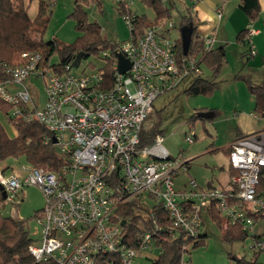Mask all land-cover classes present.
Instances as JSON below:
<instances>
[{"label": "built area", "instance_id": "obj_1", "mask_svg": "<svg viewBox=\"0 0 264 264\" xmlns=\"http://www.w3.org/2000/svg\"><path fill=\"white\" fill-rule=\"evenodd\" d=\"M137 1L114 0L124 10L131 35L111 53H101L99 68L76 73L73 69L82 63L73 64L76 56L62 66H52L43 64L41 52L31 50L22 52L20 63L0 61L6 76L0 82V100L10 105L7 116L45 125L50 132L45 143L51 142L63 158L56 170L29 162L8 172L0 168L5 200L16 201L28 186L39 187L46 198L36 216L40 239L31 242L30 253L37 261L54 264H98L99 255L110 256L107 264H133L139 257L155 261L163 253L156 245L157 233L164 229L176 237L184 232L186 238L198 240L210 209L252 237L253 249L264 251L255 217L264 214V194L257 192L264 169V129L230 144L229 162L235 172L226 188L201 186L193 178L177 187L176 180L188 172L190 160L182 153L172 156L163 144V134L141 145L157 97L189 77L203 75L202 55L215 49L218 27L200 34V52L185 53L180 38L171 36L174 18L133 34L141 17L132 8ZM223 13L217 8L218 19ZM248 30L245 42L251 43L250 58L257 53L252 37L258 31L252 22ZM118 53L130 62L125 72L119 70ZM33 75L46 80L47 100L42 108L27 82ZM196 137L190 131L185 141L194 143ZM136 200L149 209L141 214V221L149 220L152 228L133 246L126 241V226L132 219L121 210ZM157 205L167 214L166 227L154 211ZM185 255L181 264H191Z\"/></svg>", "mask_w": 264, "mask_h": 264}, {"label": "rangeland", "instance_id": "obj_2", "mask_svg": "<svg viewBox=\"0 0 264 264\" xmlns=\"http://www.w3.org/2000/svg\"><path fill=\"white\" fill-rule=\"evenodd\" d=\"M26 1L29 3L30 16L35 17L38 12L39 0ZM49 1L51 14L44 36L47 41L56 40L60 45H70L84 35L82 31L77 29L76 20L72 17L78 1L87 15V20L95 22L101 27V34L108 42L107 47L100 48L97 53H93L89 57H83L81 65L73 69L76 73H80L84 69L89 71L101 67L103 65L101 53L104 51L111 53L115 47L125 42L131 35V29L126 24L119 5L114 0ZM175 1L177 6L175 9H171V16L174 18L176 27L171 32V36L172 38H180L183 43H187L192 30V23L181 26L182 15L191 12L200 34L202 30L201 20L195 9L200 0L198 2H193V0ZM213 1L218 2L219 6L222 4L221 0ZM234 1L232 0L229 8L225 9L224 17L216 30L217 42L221 40L222 44L226 45L223 66L216 74L203 63L202 78L217 81L216 86L208 93L188 94L185 91L190 86L193 77L187 78L178 87L163 92L157 97L154 102L155 112L145 124V129H151L158 120L157 113L161 114L160 129L165 137L163 144L174 157L182 153L187 159L188 157L192 159L199 154L198 152L224 150L227 142L232 138L236 124L235 118L237 117L235 112L239 113L242 110L250 109L254 101V96L248 89L247 81L241 76L247 75L253 83H258L263 79L264 26L261 24L263 22L257 25L261 28V33L252 37L257 53L249 58L247 52L251 43L237 40L238 32L244 28L248 19L241 8L237 5L233 6ZM169 2V0H165V5H170ZM132 8L138 14H145L149 22L156 18L154 9L142 0H138ZM59 63L60 56L55 53L50 64L57 65ZM27 82L31 86L33 98L36 100L38 108H42L47 100L46 80L33 75L27 79ZM205 110L215 111L216 116L205 119L195 115L199 111ZM2 112L0 107V119L3 120L11 134L14 130L5 121ZM190 131L197 134L194 143L185 141L186 133ZM195 160L196 158H193L194 163ZM205 160V158H200L197 161V165L200 166L197 171L200 174L204 173ZM228 161L229 159L225 157L226 166H228ZM25 162L26 159L23 156L19 158L10 157L0 162V168L7 164L9 168L6 171L8 172L12 167ZM206 163L208 166L214 165L211 161ZM184 173L187 174V172ZM185 180L186 175L182 173L176 180L177 187ZM24 190L16 201L4 200V206L0 213L5 217L25 221L30 238L37 241L40 239V226L36 216L45 207L46 198L37 186H28ZM148 201L151 205L153 204L152 200L148 199ZM262 225H264V221L258 223L256 229L259 230ZM203 232L205 236L202 243L197 247L191 246L186 251L185 260L191 264H235L231 258L233 255L245 256L247 259H253L256 256L255 249L252 247L254 242L252 237L247 236L245 239H237L232 242L226 241L222 227L207 214L204 216ZM262 239L264 240V238ZM258 259L264 263L263 251L258 255ZM152 262L151 259L139 257L133 264H152Z\"/></svg>", "mask_w": 264, "mask_h": 264}, {"label": "trees", "instance_id": "obj_3", "mask_svg": "<svg viewBox=\"0 0 264 264\" xmlns=\"http://www.w3.org/2000/svg\"><path fill=\"white\" fill-rule=\"evenodd\" d=\"M30 2L33 0H29ZM156 12L155 20L149 22L148 17L143 14L136 22V28L133 34H139L146 27L160 23L171 18V9L165 5V0H142ZM174 5V4H173ZM241 10L247 15L251 22H255L261 13L259 0H241ZM123 14L124 10L119 8ZM50 1L39 0L38 12L35 17L29 14V3L26 0H0V61L10 63H20L21 54L24 51H39L42 54L43 64H48L52 56L58 53L60 63L52 66H62L79 52H84V57H89L97 53L100 48L108 46L107 40L101 34V27L95 22H89L87 15L83 11L80 3L76 2V7L72 17L76 20V27L84 35L75 43L70 45H60L56 40L47 41L45 32L50 19ZM192 23L190 33L189 49L200 52L202 50V41L198 32V26L194 17L189 12L182 15L181 26ZM248 28L241 30L237 34V40L245 42L248 35ZM179 46L182 42L179 41ZM226 45H220L209 53L202 55V62L214 73H218L225 61ZM249 59V58H248ZM264 65V64H263ZM248 83V89L255 98L254 111L260 116H264V76L258 83H253L248 77L241 76ZM6 79L0 66V82ZM217 81L208 80L201 77L193 78L190 86L186 89L188 94L208 93L215 87ZM0 107L8 115L10 105L0 100ZM197 115V113L195 114ZM161 114L157 113V122L151 129H143L141 145L151 144L157 134H163L160 129L162 119ZM11 122L15 125L18 135L11 137L7 133L4 125L0 121V162L13 157H25L26 161L34 166H44L56 170L63 164V158L58 153L56 147L50 142L45 143V138L50 135L46 126L38 121L26 122L22 120ZM190 162V161H189ZM264 169L260 175L257 192H264ZM4 206V199L0 191V210ZM148 208L140 204L138 200L128 204L121 210L125 218L132 219L131 224L126 226V241L130 245H137L140 237L152 228L149 220L142 219V213H148ZM154 211L160 218V224L166 227L168 225L167 214L161 205L154 207ZM207 215L211 216L223 229L224 239L232 242L237 239H245L246 232L239 225L229 224L222 215L215 209H210ZM257 219H264V214L256 215ZM156 245L163 253L153 261L152 264H181L184 252L191 246L197 247L202 243L205 235L200 239L193 240L186 238L184 232L172 237L163 229L156 235ZM29 236L26 222L13 217H5L0 213V264H54L51 261H37L29 251V245L32 242ZM262 251L255 250L256 256L253 259H247L245 256L233 255L231 258L235 264H264L259 261L258 255ZM108 255H99L98 264H107L110 260Z\"/></svg>", "mask_w": 264, "mask_h": 264}, {"label": "crops", "instance_id": "obj_4", "mask_svg": "<svg viewBox=\"0 0 264 264\" xmlns=\"http://www.w3.org/2000/svg\"><path fill=\"white\" fill-rule=\"evenodd\" d=\"M170 5H168L169 7L173 6L174 9L176 8V1L175 0H169ZM178 1V0H177ZM232 0H221L222 4L221 6H219L218 2H214L213 0H200L196 6V12L199 15V19L200 21V25H201V32L202 33H207L212 31L213 29H215V27H218L222 18L224 17L225 14V9L229 8V4ZM260 1V5H261V13L259 18L255 21L252 22L253 23V27L258 31L257 34L261 33V28L258 27L257 25L261 22L263 26H264V0H259ZM173 2V4H172ZM240 2L241 0H235L234 1V7L237 5L240 8ZM195 4V3H194ZM217 8H222L223 9V17L221 19L217 18L216 15V10ZM187 9V7H186ZM190 9V8H188ZM247 16V15H246ZM173 18V17H171ZM247 22H245V26L243 29L248 28L249 25L251 24V21L249 20V18L247 17ZM176 27V24H175ZM174 27V28H175ZM242 29V30H243ZM174 30V29H173ZM241 31V30H240ZM239 31V32H240ZM238 32V33H239ZM218 38V37H217ZM179 41L182 42V40L180 39ZM218 44H216V47L223 45L221 40L220 42H217ZM218 45V46H217ZM182 46H183V42H182ZM215 47V48H216ZM255 107V98L252 104V107L250 109H245L242 110L241 112L237 113L235 112V115L237 116L235 118V127H234V131L232 134V138L227 142L226 147L224 148V150L221 151H206V152H198L199 154L193 158H196L195 163L193 162V158L191 159L190 157H188V159L190 160L189 162V170L186 173H183V175H186V180L184 182H187L189 179L193 178L195 180L198 181V183L201 186H206L209 184H214V185H219L221 187H228L230 184V179L232 177V175L234 174V170L231 168L230 166V162L228 161V166H226L225 162H224V158H228L229 159V149H230V144L237 138L248 134V133H252L255 131H260L262 129H264V118L260 117V115L254 111V107ZM206 111V110H205ZM214 116H216V112L214 111ZM3 116L5 117V121L9 124V126L14 130L13 133L10 134L7 126H5L3 120L0 119L1 123L4 125L7 133L9 134V136L11 137H16L18 135V131L15 127V125L10 121L9 117L7 116V114H5L4 112H2ZM212 117V118H213ZM200 158H205L206 160L205 162V168L204 169V173L200 174L197 170L200 168L199 165H197V161H199ZM211 161L214 165L213 166H208V164L206 162ZM27 162V161H26ZM193 162V163H192ZM195 166V169H194ZM1 168L5 169V168H9V166L6 164H4V166H2ZM180 176V175H179ZM178 176V177H179ZM183 182V183H184ZM264 194V192L262 193ZM261 221H264V219H259V223ZM259 233V237L260 238H264V225L261 226V228L258 231ZM203 234H205L203 232ZM202 234V235H203ZM264 252V251H263Z\"/></svg>", "mask_w": 264, "mask_h": 264}, {"label": "water", "instance_id": "obj_5", "mask_svg": "<svg viewBox=\"0 0 264 264\" xmlns=\"http://www.w3.org/2000/svg\"><path fill=\"white\" fill-rule=\"evenodd\" d=\"M189 44H190V36H189L188 42L187 43H183V48H184L185 53H187V51L189 50ZM117 55H118V61H119V70L121 72L127 71L130 68L129 60L121 53H118ZM83 57H84V52L83 51L79 52L76 55L73 64L75 66H78V64L83 59ZM214 114H215L214 111H199L197 113V116L201 117V118H205V119H210V118H212L214 116ZM54 141H55V139H54ZM0 191H1L2 198L5 200L6 197H7V194L4 191L3 186L1 184H0ZM125 223H126V221L124 220L123 224H125Z\"/></svg>", "mask_w": 264, "mask_h": 264}]
</instances>
